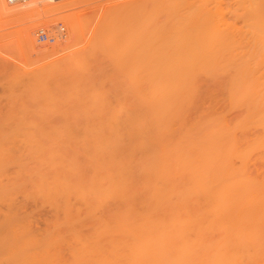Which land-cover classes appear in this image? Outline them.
Masks as SVG:
<instances>
[{
    "label": "rangeland",
    "instance_id": "rangeland-1",
    "mask_svg": "<svg viewBox=\"0 0 264 264\" xmlns=\"http://www.w3.org/2000/svg\"><path fill=\"white\" fill-rule=\"evenodd\" d=\"M58 1L64 2L67 0H58ZM100 1H102V0H81L78 4H76L74 6L67 7L66 9L52 10L49 7H44V10L41 12L42 13L41 16L38 15V16L31 17V18H24L21 20H18V19L13 20V19L4 17V15L0 16V111H1L0 112V146H1V148H0V264H20L23 262V260L25 262L24 264H38V263L41 264V262H42V264H103V263L108 264V261L106 259H104L106 257L108 258V256H105L108 254V250H107V248H108V232L107 231L103 232L102 230H105V229L108 230V217L110 214L107 212L105 213V211L109 212L108 209H110V213H111L114 210V209L112 210V208H116L117 205L115 204V202L111 196L107 197V198L112 200V201L108 200L107 198L105 199V196L108 195V193H107L108 190L105 191L104 189L105 188L108 189V183H107L108 182V179H107L108 178V176H107L108 175V172H107L108 169L107 168H108V166L115 167V165H117V163H119V162H116V160H119L122 163L126 162V164H129V166L126 165L125 163L123 164V166L124 167L128 166V168L134 164V162H135L134 159H136L135 167L139 163L142 166L143 162H141V160L145 162L144 164H146V167H147V164L149 166V164L152 162L154 164V165L151 164L152 165L151 167H153V169H154V166H157L161 162L160 166H157V167H163V168H161V169L158 168L157 170L159 172L158 171L157 172L158 173L167 172V173H165L166 175L163 173V175H165V176H162V180H161L162 183H163V180H165V178L167 177L168 171L169 170L173 171L172 169H170L171 168V166H170L171 162L170 161H172V164H173L172 167L174 169L176 168V171H178V173L174 170L173 174L172 173L171 174L172 175L177 174V175L172 176L169 173L170 174V175H168L169 179L166 178L167 181H165L164 184H161V182H160L161 185H166V183L170 181L171 184H169L170 183L169 182L166 186L174 184L175 182L172 183L173 180L176 181L177 185L182 184V186H183L186 183L185 181L187 178V176H186L187 173L186 172L183 173L180 170L181 169H182V171H183V169H185L184 171H187L186 169L190 170L191 166H193V169H194L196 167V166H194V163H196V161H197V163L200 162V164L203 161V164H201L202 166L201 167L197 166V168L201 169L204 167L205 169L204 168L203 169L205 170V172L208 173V174L205 173V175H207L205 177V178H207L206 179L207 181L205 180V183L208 181L209 182L212 181V185H214V184L216 185L219 182L220 183L226 182L225 186H227V180L233 181V179H235L233 181V183H232V181H231V183L233 184L234 188H237L236 184L238 186V183H239V182H236V181H239L238 179L235 178L237 176H238L237 178L240 177L239 178L240 181L242 179L243 180L242 182H244V183H246L247 180L250 181V183L247 181L246 186H248V183L252 187L256 183L261 184L262 182H264V151H262V150H264V138H262V137H264V133H261V130H262V132H264V128H261V126H264V115L260 114V112L264 113V104H262V101H264V99H262V98H264V86H262V85H264V84L259 85L262 83L259 81L264 80V76H262V75H264V69H262V68H264V64L259 65L260 61H262V58H264V57H262V56H264V54H258V53H260V50H262V48H264V46H262L264 44H260V40H262V38L260 39L261 36H259V38L257 39L258 35H257V33H255L256 32L255 30L251 29L252 31H250V29H248V28L253 27V26L249 25V27H248V26H243V25L238 24V23H237V25L234 26V27H238L240 25L241 28L242 27L245 28L243 30L245 33H242L243 31L242 32L237 31L241 28L235 29L234 27L233 28L232 27H226V25L223 22L224 21H230L229 19H226V18H228V16H229V18H231V15L228 13L232 9L233 5L228 7L225 4H221L227 8L222 6V10H223V8H225V12H224L221 10V6H219V9L221 10L219 12L216 9H214L215 7H217L219 5V4H217L216 0H215V4L217 6H215L214 8L212 6L214 3H211L213 0H207V1L201 0L202 2H206L205 4L207 6L209 5L208 3H210V6H208V7H206V5H204V3L196 0V1H198L197 2L198 4L202 3L201 5H203V8H201V7L199 8L196 5H194L195 8H193V9H196V7H197V10H193V9H190V10L197 11L196 13L191 11L195 14H198V13L201 14L203 12L202 9H204V8H207V9H204L206 12L205 15L207 13H209V11L212 12V10H213L216 13L212 12V14H209V15L220 14L224 18L225 14L227 13L228 16L226 14V18H224L225 20L221 19V17H219V15H218V17H219L220 21L213 18L214 22L216 20H217L216 22H219V24L215 22L214 26L217 25L218 28H220V29H223V27H225L224 29L228 28V31L230 30L229 32H232V33H234V31H235L234 34L238 35L235 37V39L240 37L243 41V40H246L244 38L247 37L246 36L248 34L247 32H250V34L251 33L253 34V35L248 34V38H247L248 41L246 40L245 41L246 44H242V46L245 47V49L243 47H241L240 43L242 41H240V43L239 42L235 43L236 45L234 44V47H232L230 45V48L233 51H235V48L237 47V44L239 43L238 49H241V50H239V51L236 50L235 52H233L228 47L230 49L229 50L230 53L228 52L227 47H222L224 49V52L227 51L226 53H223V50L220 51V47H218L219 44L217 45L216 44L217 42L214 40L212 41V40L208 39L206 41L204 40L205 42H201L202 44L205 43L204 47H208V45H213V47H210V49H208V48L207 49L208 50L212 49V52H214L213 51V49H214L216 51V54L219 57L221 56V58L223 56H226V55H228V56H226V58L228 57L227 59H229V56L234 57V59H236L235 61L237 62V64L234 63L233 65L236 64L235 66H238L239 69L242 66V68L248 70V72L244 71V69H240V71H239V69L236 67L238 69L236 71V73L239 72V75H240L239 80H241V81L244 80V81L241 82V81L237 80L239 75L234 74L235 70H236L235 68L232 69V67H234V66L230 67V69H232V71L228 67H227V71H226V69H225L226 66H225V68H223L224 66H222V68L225 71L222 70V68H219V67H221L220 65H222V64L227 65V64H226V62L222 63L221 62L222 59H220V62H218L219 59L216 62V59L218 58V56L215 55L217 58H215V61H212V63L210 62L212 65H210V63H207L210 67L213 66V69L210 68L207 64L206 65H207L208 70L204 69L203 66H201L202 69L195 70V71H193V73L191 75H189L190 78L188 77L187 81L190 80L189 81L190 85L187 84L188 82H186V84L184 85L185 87L184 86L181 87L184 89L178 90L179 88H177L176 91L171 92V94L169 95L171 97H172V94L176 92V95H174L175 97L173 96L174 101L172 100V98L170 100L171 102L168 101L169 96L165 97L163 95L162 91L159 92L158 97H160V95L162 94L161 96H163V98L162 97L161 98L164 100H162L161 98H158V100L161 99L160 102L162 103V105H160L159 103L157 105H159L161 108H163V106H164L163 102L168 101L169 105L166 102H165V105L167 104L169 107L168 106H166V107L164 106V107H165V109L166 108L167 109L170 108V109H169V111H166L167 109L166 110L160 109L161 112H162V110H164V112L166 111L164 116L162 115V113H164V112L160 113L158 111V113L160 114V116L164 117V120L167 121V123H170V124H167L164 120L159 119L161 117H158L159 114L156 113L157 110L155 109V113H156L155 116H157V119H159V121L161 122L162 125L160 123H158V120L156 121V117H155V118H153V119H155V121H153L154 126L161 125L162 127L160 129H158L159 127H157L156 129H153L155 127L152 126L151 122L148 121V120L151 121L152 117H151V119H149V117H150L149 112H147V110H144L146 112L142 111L140 116L138 117V121L134 122L135 124H133V125H136V126L142 125L145 128H147V126L149 125V127H148L149 129H146L147 131L144 129L145 131L141 130L140 133L138 132V135L137 134H134L135 136L134 135H130V136L128 135L129 137H127V136L123 137L122 135H113L111 133L113 135L111 137L110 136L111 134L108 133V135H106V129L101 127L102 124L106 125L108 123L107 118H108V115H110V114H108V112H112L113 114H111V115H113V116L116 112L117 117L120 115L119 113H121V112L125 113L124 112L125 109H123L122 111L120 109V102L122 103L123 106L126 104L125 107H127V108H130V105H132L131 108L134 107V105L136 103L137 104L139 103V105H140L141 101H143L142 105L144 106L143 103H144V98L146 97V95L144 94L145 92L141 91V90H143V88L136 85V81H134L135 79L134 80L132 79V78H134V76H133L134 74L128 75L126 73V72H128L130 74L133 72L127 71V70H125L126 71L125 72L124 70L117 69L115 66V59H114V62L112 61L113 62L112 67L114 65V68H111V65L109 64L111 61L109 59H107L106 56H104V57L102 56L103 58H101V54H98L100 51H97V49H95V48H98L100 46V44H102V40L105 37L103 39H100L101 41L99 40V42H98L99 44L98 45L96 44L98 47H96V45H95V47L93 48V51H92V52H94V51L97 52V53L95 52L93 54H94V56L99 58V60L102 59L101 60L102 64H100V61L98 59L96 61V57H93V59H95L94 61L90 57L93 55V54L90 55L91 54L90 51L93 47L92 45H90V44H92L90 40H91L92 32H93L94 27H95V23H96L97 18L100 14L99 13L101 10V7L99 6V3H101ZM196 1H194V2H196ZM1 2L3 5H6V6L8 5L4 2V0H1ZM22 3L24 4L25 2H19V4H14V5H18L21 8L23 6ZM179 5L180 4H177V3H174L173 5L172 4H170V5L165 4V6H160L159 8L155 9V11H153V13L155 16H156V14L158 15V17L162 16L160 18V20H162L166 17L167 14H170L173 12L172 9L180 10L178 8ZM181 6H182L181 9L183 7H186L185 5H181ZM187 6L189 7V5H187ZM236 6H238V5H236ZM211 7H212V9H211ZM239 7L238 8L236 7L237 8L236 11H235V8L233 9L234 13H237V10H240L241 8L243 9V7H240V9H239ZM160 8H162V9H160ZM198 8H199V10H198ZM208 9H209V11H208ZM162 10H164V12H163L164 15H162L163 14ZM201 10H202V12H201ZM198 11H200V12H198ZM233 11L231 10V12H233ZM243 11H245V9L242 10V12L239 11L238 13L242 14V13H244ZM222 12H224V13H222ZM203 13H202V15H203ZM215 15L213 17H215ZM89 17L91 20L89 19ZM218 17L216 16V18H218ZM77 19H79L78 25H76ZM25 25L33 26L32 27V29H33L32 36L34 38V44L36 46V49H46V48L51 49L56 44H58V43L61 44L62 42L66 41V40H70L72 42V36L70 39H68V36H69V34H72L73 32L75 33L76 29H77V34L74 38V41L75 40L76 41L72 42V43H74L73 44L74 46L71 44L72 47L69 49L70 51L68 50V52L66 51V53H64V54L61 52L62 54L60 57L63 58L65 55L67 56L68 53L70 54L71 52H74V51L83 52L82 56H84L85 52H86V55L83 58H87V59L86 60L83 59L84 60L83 62L86 63V70H87L86 72L89 75L84 70H83L84 73H82V71H81V73L78 74V72L82 69L77 64L78 68H79V70H77L78 69L77 65L74 62H71L73 64H69L70 62L66 63V64H63V63L59 64L57 62L53 63L54 59H44V58L42 59L40 57H39L40 58L39 59L33 51L25 48L23 46L21 40H20V32H21V29L23 28V26H25ZM56 26L58 27L57 30H56ZM220 26H222V27H220ZM60 27H64L63 28L64 31L60 32L59 31ZM125 27H126V29H125ZM254 27H256L259 30V27H261V26L257 27V25H255ZM254 27H253V29H254ZM37 28L38 29H40V28L44 29L45 31L48 30L49 33L51 31L52 35H56L59 33H61L63 35H62V37H58L59 39L56 38L55 41L52 42V44H50V43L48 44L46 42H38L36 39V31L38 30ZM122 29H125V30L122 31ZM130 30H131L130 26L125 25L123 28L119 29L117 33H115L116 35H118L117 38H116V36L112 37L115 34L113 35L112 33H110V34H112L111 37L109 36L110 34L108 35V39H110L109 42H111L113 40L114 42L112 41V43L115 44L114 47H117L116 52H118V50H120V48H121L119 53L121 51L123 53L125 50H128L127 47H130V45H131V40H130L131 38L130 37L131 36H130V34H127L130 32ZM246 30H247V32H246ZM48 31H46V32L48 33ZM52 31H53V33H52ZM120 31H122V32L120 33ZM259 31L260 32L264 31V26H262V30H259ZM118 33H120V36ZM241 33L244 35L243 37H242ZM258 34L261 35L262 33L261 34L258 33ZM163 35H165V34L161 33V35H159V41H160L159 47H161V48L163 46H168L165 43V41L167 40L166 38H164L165 36L162 38ZM249 35L251 36V38ZM121 36L123 38L125 36V38L123 39ZM254 36L256 37V38H254L255 41L258 42V40L260 39L259 43H257L258 45L252 39V37H254ZM240 38H239V40H241ZM119 39H121L122 41L121 40L118 41ZM125 39H126V41H125ZM251 39H252V41H251ZM115 40L117 42H115ZM239 40L238 39L234 40V38H233L234 42L239 41ZM249 40H250V42H249ZM123 41L126 42V44ZM220 41H218V42H220ZM119 42H120V44H118ZM228 42H229V40H228ZM228 42H226V43H228ZM251 42H253V43H251ZM261 42L264 43V40H262ZM230 43L233 44L232 41H230ZM243 43H244V41H243ZM88 44H89V47H91V48H88ZM116 44H118V45H116ZM220 44L225 45V42L220 43ZM249 44L250 45L254 44L251 46L252 48L250 47L251 49L249 48V46H250ZM222 45H220V46H222ZM226 45L228 46L229 43ZM125 46H127V47H125ZM123 48H127V49L123 50ZM248 48L250 50H253L258 55V58L256 61L251 62L252 57L256 56V54L252 51V54L253 55L255 54L253 56L251 54V51L250 50L248 51ZM254 48L256 50L258 48H261V49L260 50L258 49L259 51H257L258 52L257 53ZM243 49L246 51H243ZM237 51L239 53H240V51H243V54L239 55V56H242L241 59L243 57H245V55H244L245 53H248V52L250 53V56L248 53L246 55V58L242 59V60H244V59L248 60L249 57L251 58V59L249 58L250 60H248L246 62V65L248 64L247 66L246 65L243 66V64H242L245 60L242 61V63H241V61H240L241 59L237 56L239 54ZM27 52H29L30 54H28ZM116 52L114 53V56H115ZM231 52H233V54ZM119 53H117L116 55L117 56L120 55ZM234 53H237V55ZM261 53H264V52H261ZM88 54L90 56H88ZM229 54H231V55H229ZM234 55H236V57ZM213 56H214V53H213ZM247 56H248V58H247ZM88 57H90L91 59H89ZM255 58L256 57H254L253 59L255 60ZM88 59H89V61H88ZM227 59H225V61ZM230 59H232V58H230ZM108 60H109V62H108ZM91 61H92V63H90V65L87 66V64H89V62H91ZM95 61L99 62V63H96ZM235 61L234 60L230 61V62L227 61V63H229L228 66H230L231 63H233ZM257 61H259V62H257ZM223 62H224V59H223ZM214 63H215V66H214ZM252 63H254V64H252ZM261 63H264V61H262ZM91 64H93V65L97 64V65L101 66L100 68H98L101 70L96 69L97 66H96V68H95V66L92 67ZM83 65H85V64H83ZM249 65H251V66H249ZM65 66L67 67V69ZM248 66L253 71L250 68L249 69L246 68ZM253 66L255 68H252ZM215 67L217 68V70ZM75 68H76V70H74ZM93 68H94V70H91ZM90 70H91V72L92 71L94 72V74L92 73V75H93L92 80H90L91 79L90 77H92L90 74L91 72H89ZM113 70H116L117 72H114ZM250 70L253 73H251ZM118 71H119V74H118ZM122 71H124L125 73H123ZM259 71H261V72H259ZM72 72H73V74H76L75 76H78V77L74 79L73 78L74 75L72 74ZM223 72H225V73H223ZM231 72H233V73H231ZM96 73H98V74L96 75ZM109 73L113 76V77H111L112 79L109 78L110 77ZM121 73H123V74H121ZM254 73L258 76L257 78H255L256 76ZM83 74L84 75L86 74V75L84 76ZM126 74H127V76L125 77ZM195 74L198 76H195ZM69 75H70V77H68ZM80 75L82 77L84 76L86 78V81H84L85 80V79H83L84 77L80 78L81 77ZM108 75H109V77H108ZM210 75H213V76H210ZM243 75H245V78L241 79L242 77H244ZM247 75H252V77L254 75L255 77H254V79L252 78V80H251L250 79L251 76H250V78H248ZM88 76H90V77H88ZM129 76H131V78ZM191 76H192V78H191ZM78 78L83 80V81L81 82V80H79ZM231 78H233V79H231ZM76 79H78L79 82ZM87 79L89 81H87ZM129 79H131L130 81L132 83L129 81ZM109 80H111V81H109ZM230 80H232V81H230ZM247 80L250 82H252L254 80L253 83L258 84L259 86L255 85L253 83L250 84V82H246ZM256 80H258L257 83L255 82ZM72 81H73V83H72ZM133 81L135 82V84H133L134 83ZM233 81H235V82H233ZM124 82H125V84H123ZM245 82L247 84L249 83L246 87L252 86L249 89L247 88L246 94H245V91H246L245 86H243V85H246ZM239 83H241L240 86H239ZM232 84H234V85H232ZM120 85H122L123 87ZM188 85L190 87H188ZM235 85H237L240 88L236 89L237 87ZM116 86H118V88H116ZM134 86H137L136 87L137 89L136 88L134 89L133 88ZM191 87H193L194 90H192ZM231 87H232L233 91H235V92L232 91L233 94H232V92H230ZM258 87L260 89H258ZM242 88L245 91H243ZM253 88H256V91ZM186 89H188V90H186ZM122 90H124V91H122ZM181 90H183L184 92ZM189 90H191V91H189ZM241 90L243 92H240ZM248 90L252 91V92L254 91V92L249 93ZM141 92H142V95H141ZM256 92H259V93L257 94ZM241 93H242V95L238 96V94H241ZM247 93H248V95L249 94H251V95H249V97H248ZM179 94H181V95H179ZM182 94H184V95H182ZM229 94H230V96H229ZM243 94H244V96L246 95V97H244L243 100L241 101L242 103H240V99H242ZM259 94H260V96L262 95V98L259 96ZM116 96H118V98ZM184 96H186V97H184ZM255 96L259 97L258 104L259 105L262 104V105H260V106L258 104L256 105L258 97L256 98ZM182 97H183V99H180ZM237 97H239V100H236V99H238ZM124 98H126V99H124ZM165 98L167 100H165ZM231 99H233V100H231ZM253 99L255 100L254 104L256 106H254V107L256 109L254 107H252V105H253L252 101H254ZM184 100H186L187 102ZM189 100H190V102H189ZM244 100L248 102L247 103L248 105H245L246 102ZM248 100L251 102L252 105L249 103ZM178 101H179V103H178ZM236 101H238V102H236ZM102 102H103V104L105 103V105H106L103 107L104 108L103 113H101V111L103 109L102 108V106H103ZM108 103L112 107V108H110V111H108V109H107V107L109 105ZM129 103H131V104H129ZM175 103H177L178 105ZM233 103L234 104L237 103V104L234 105ZM243 103H244V105H242ZM127 105H129V106H127ZM173 105H175V106H173ZM114 106H115V108H114ZM159 106H157V107L160 108ZM144 107H142V108H144ZM7 108H8V110H9V108L11 109V113H9L6 110ZM105 108H106V110H105ZM113 108L115 111L113 110ZM178 108H179V110H177ZM111 109L114 112L111 111ZM119 109L121 112L119 111ZM4 110H5V112H4ZM257 110H260V111L258 112ZM6 112H7V114L9 113L10 115H6ZM104 112H106L108 114V115H104L105 117L103 116V114H105ZM169 112H171L170 115L172 117H170V115H169V118H168L167 115L169 114ZM174 112H176V113H174ZM146 113H147V115H146ZM97 114H98V118L95 117V115H97ZM122 115H124V114H122ZM122 115H120V116H122ZM99 116H101V117L99 118ZM102 116L106 119H103ZM245 116H246V118H245ZM249 117H251V118H249ZM96 118H97V120H96ZM145 118H147L148 120H146ZM258 118H259V120H258ZM99 119H102L104 121L107 120V121L105 123ZM98 120L100 121V123H98ZM241 120H244L245 122H242ZM240 121H241V123H240ZM140 122H142V123H140ZM259 122H261L262 124L258 125ZM223 123H225V124H223ZM234 123H235V125H234ZM254 123H255V125L257 124V127L255 125L253 126ZM163 124H165V125H163ZM226 124H228L229 126ZM199 125L201 126V128ZM220 125L223 128L226 127V129H223V128H222L223 130L219 129V128H221ZM232 126H234V128L236 127L235 128L236 130H234L232 128ZM251 127H253V128H251ZM254 127H256L255 132H254ZM208 128H209V130H208ZM214 128H216V129H214ZM231 129H233L234 131L233 130L230 131ZM240 129L243 130L244 133H240V132H242ZM148 130H151L150 131L151 134L149 133ZM156 130H158V131H156ZM167 130H168V132H167ZM211 130H212V134H211ZM213 130H214V132H213ZM247 130H248V132H247ZM152 131H156V132H152ZM196 131H198V132H196ZM204 131H206V133H204ZM218 131H220V132H218ZM169 132H171V133H169ZM221 132L222 133L224 132L226 135L225 134L222 135ZM146 133H147V135H146ZM153 133H156V135L159 134L157 137H158V139L161 138L162 140L161 139H160V141L157 140V142L155 143V140H156L155 138H157V137ZM167 133L170 136H167ZM148 134H150L151 136H148ZM162 134H165V135H162ZM182 134H184V135H182ZM153 135H155V136L152 137ZM186 135H188V136H186ZM199 135H201L202 137ZM215 135H216V137H215ZM234 135L238 136V139H237V137H234ZM115 136H117V137H115ZM140 136H141V138H140ZM142 136H144L146 138L148 137V139H149V137H152L155 140H152V139L148 140L147 139V143H146L145 138ZM162 136L165 138H163ZM208 136H210V138L215 137L216 141L213 140L214 138L211 139L212 140L211 141ZM254 136L257 138H253ZM110 137H111V139H110ZM126 137H127V139H126ZM203 137L204 138L207 137V138H205L207 140H205ZM113 138H115V140H117V141L114 140V141L110 142L111 140H113ZM122 138H124V139H122ZM129 138H131V139H129ZM135 138L137 139V141H135ZM176 138L178 140L181 138L182 139L184 138L185 141L182 139H181V141H175V140H177ZM200 138H201V140H200ZM139 139L141 140V142H143V144L139 143ZM193 139H195V140L193 141ZM203 139H204V142H203ZM224 139L226 140V142ZM235 139L238 140L237 144H236ZM258 139L259 140L262 139V141H260L257 144V142L259 141ZM124 140L125 141L127 140V141L124 142ZM133 140L135 141L134 144L132 143ZM168 140H170V143L168 142ZM209 140L211 142H209ZM148 141H151L152 143L151 142L149 143ZM207 141H208V143H206ZM108 142H110V143H108ZM116 142H118V143H116ZM175 142H178L177 145H181V143L183 145L178 146V148H176L177 145L174 144ZM184 142H185V144H184ZM187 142L188 143L190 142V143L186 144ZM114 143H116V145ZM136 143H139V144L136 145ZM171 143H172L171 149L176 148L175 150H171L169 148ZM216 143H217V145H216ZM220 143L223 145V148H222V145L220 146ZM229 143H233L232 148H231V144H229ZM251 143H253V144H251ZM119 144L120 145L124 144L122 146H125V148L127 145L128 146L133 145V148L131 146V148H132L131 150L138 149L139 153H135L136 155H134V152H136V151H134L131 154L130 152H132V151L127 150V148H128V146H127L126 149L122 148L125 150H123V154L121 155L120 153H117L118 151L122 152L121 151L122 149L118 148V146H120ZM140 144H142V145H140ZM190 144H193V146ZM195 144H196V146H197V144L199 145L197 149H195L196 148ZM205 144H208V148H206ZM161 145H162V148L164 150H162ZM187 145L191 146V148H186ZM209 145H213V146H210V148H209ZM238 145L241 146V148H242V149L240 148L241 150L239 148H237ZM2 146H4V148H2ZM96 146H98V150L95 149ZM100 146H101L102 150L100 149ZM142 146H143V148H142ZM149 146H151V147H149ZM194 146H195V148H194ZM201 146H202V148H201ZM217 146L219 149L217 148ZM225 146H226V148H225ZM248 146H249V148H248ZM252 146H254V148H252ZM104 148H106V149H104ZM115 148H117L116 154H119V155H116L117 159L115 157H111V156H115V153L114 152L112 153V150H116ZM129 148H130V146H129ZM203 148H205V150H204L205 153L203 152V150L201 151V149H203ZM212 148L214 151L213 150L211 151ZM227 148H230V150L231 149L232 150L231 151L227 150ZM247 148L250 150H247ZM260 148H262V149H260ZM3 149L6 150L7 152L3 151ZM183 149H185V150H183ZM186 149L189 153L184 154L183 152H186ZM189 149H191L192 151ZM220 149H221V151H220ZM10 150L13 152H11ZM142 150H143V152H141ZM168 150H170V152H171L170 153L171 157L170 156L168 157L169 154H167V153H169V152H166ZM252 150H254V151H252ZM9 151L11 153H9ZM105 151H106V153H105ZM107 151H108V153H107ZM172 151H174V152H172ZM219 151H220V155L216 156V153H219ZM225 151H227L229 153H227ZM100 152H102L104 155L106 154L107 157L104 156ZM110 152H111V154H109ZM124 152L126 154H124ZM150 152L152 154H150ZM163 152H165V154ZM234 152L235 153L240 152V154L243 153V156H241V155L237 156L236 155V158H235V156H233ZM127 153H130L131 155L127 154ZM158 153L160 154V157H159ZM172 153L173 154L175 153V154L172 155ZM203 153L204 154L207 153V154L204 155ZM183 154L186 156H183ZM188 154H190V155H188ZM3 155H5L6 157ZM7 155H8V157H7ZM124 155H125V157H124ZM128 155H130V156L134 155V156L130 157ZM148 155L150 157H151V155L155 156V157H151V159L152 158L154 159L157 156L158 159L160 158V160H159L160 162L155 163L158 161V159H157L155 162L151 161L150 163H148V161L150 160ZM163 155H165V157H162ZM177 155H179L180 157L178 156V158H177ZM212 155H213V157H211ZM244 155H246V156H244ZM118 156H120V157H118ZM136 156H138V158H135ZM139 156H143L144 158H145V156L146 157L148 156L147 157L148 161H147V158L145 160L143 157L139 158ZM173 156L175 157V159H178V160L177 161L174 160ZM181 156H183L185 158L187 157L186 159H190V157H191L192 160L190 159V161H188V160L186 161ZM203 156H206V157L208 156L207 159H209V160H207V161H210L211 158H215V159H213V161L211 159L212 162H207V161L203 160V159H205ZM221 156H223V157H221ZM240 156H241V159L243 158L242 161L239 159ZM104 157H106V159ZM121 157L124 159H122ZM167 157L170 161L168 159L166 160ZM193 157H195V159H193ZM108 158H109V160H108ZM112 158L114 160H110ZM132 158H134L133 164L130 162V161H132ZM170 158H172V160ZM197 158H198V160H199V158H202V159L198 161ZM222 158H224V159H222ZM137 159L138 160L141 159V160L138 161ZM216 159H218V160L216 161ZM221 159H222V161H221ZM162 160H164L165 164H164V162H162ZM179 160H180V163H178ZM223 160H226V161H224L225 165L222 163ZM111 161H113V162H111ZM191 161H193V163ZM129 162L132 165H130ZM167 162H168V166L166 164ZM175 162H177V163H175ZM204 162L207 163L208 166ZM217 162H219V163H217ZM185 163H187L186 167H184ZM189 163L192 165H190ZM215 163H216V165H214ZM113 164H114V166H112ZM144 164H143V166H144ZM161 164H162V166H161ZM200 164H198V165H200ZM221 164H222V168L218 169L217 167H220ZM205 165L207 167V171H206ZM230 165H232V166H230ZM239 165H241V166H239ZM164 166H166V167H164ZM209 166H210V168H208ZM227 166L232 167V168L229 169ZM135 167L133 166L130 168L135 169ZM157 167H155V170ZM223 167L225 169H223ZM237 167H239V168H237ZM99 168H103L106 172L103 171V169H102L103 173L101 172V170L97 171V170H99ZM212 168L214 170H218V171L222 172V174H220V172H218V171L214 172ZM234 168L237 169L238 172H240V173H237V170H235ZM162 169H165V170H162ZM100 172H101V174H100ZM179 172L181 174H184L183 177ZM187 172L189 174L190 171H187ZM105 173H106V175H105ZM211 173L213 176L214 175L215 176L212 177ZM98 174H100V175H98ZM102 174H103V177H102ZM243 174H246V175L249 174V175L246 176ZM260 174L262 176H259ZM53 175H55V178ZM92 175H94V176L97 175L99 179L97 177H95V179L93 180ZM138 176L140 177V175H138ZM138 176H137V178H139ZM225 176H229V177H225ZM72 177H73V179H71ZM246 177H248V178H246ZM257 177H258V179H257ZM52 178H54L55 182L52 181L53 180ZM65 178H66V180L64 181ZM75 178H76V180H75ZM104 178H105V180H104ZM157 178H158L157 176L155 178V176L152 175L150 179H151V181H153V180L157 181ZM230 178H233V179H230ZM260 178H262V179H260ZM61 179H63L62 183L60 182ZM106 179H107V182H106ZM133 179L135 181H137L135 176ZM249 179H251V180L253 179L252 182ZM92 180L94 181V184H93ZM99 180H100L101 185L103 184L102 186L104 189L101 187L100 183L98 182ZM222 180H224V181H222ZM102 181L104 183L106 182L107 187L104 185V183ZM178 181H180V182H178ZM182 181L185 183H183ZM229 181H228V183L230 184ZM72 182H74V183H72ZM234 182H236L235 185H234ZM253 182H255V183L252 185L251 183H253ZM96 183H97V185H96ZM221 184L224 185L223 183H221ZM262 184H264V183H262ZM65 185H67V186H65ZM174 185H176V184H174ZM208 185H211V183H208ZM182 186H177V188L178 187L181 188ZM242 186H244V185H242ZM47 187H48V189H47ZM251 187H249V188H251ZM95 188H97V189H95ZM249 188L248 187H244V188L241 187L240 188V186H238V189H249ZM101 191H102V193H101ZM235 191H237V189L234 190V192ZM238 192H239V194L236 192L234 194H236V195L238 194V196L242 195V197H244V198H248L251 196L250 194L248 196L247 190H243L242 193H241V191L238 190ZM244 192H245V195H244ZM232 194H233V192H231L229 195H232ZM246 195H247V197H246ZM90 197H92V198H90ZM89 202H91V203H89ZM108 202H109V204H107ZM108 207H110V208H108ZM86 211H88L90 213V215ZM69 214H70V216H69ZM4 215H7V217L6 216L4 217ZM65 218H67V219H65ZM70 218H72V220ZM104 225L107 227H105ZM73 228H74V230H73ZM100 228H101V230H100ZM63 229H65V230H63ZM67 232L70 234L68 235ZM96 232H98V233H96ZM72 233H74V234L77 233V235L81 238L77 239L76 238L77 235L74 236V235H72ZM95 234H97V235H95ZM70 235H72V236H70ZM80 235H82V236H80ZM94 237H95L96 241L93 240ZM45 240H47L48 242H46ZM97 240H98L100 245L98 244ZM79 241L85 246H83ZM85 241H87L89 243L87 244ZM44 242H46V244ZM84 243H86V244H84ZM95 243H97V244H95ZM104 243H106V244H104ZM33 244H34V246H33ZM94 245L97 247V248H95L96 251L94 249V247H95ZM98 246H101L100 248H102V249H99ZM103 246H106L107 248L103 247ZM45 247H48V248H45ZM98 249L100 250L99 252H97ZM94 251L96 252V256H94L95 255ZM103 251H104V253H103ZM105 252L107 254H105ZM99 253L103 257L99 256L98 255ZM31 255H34L36 257L33 258ZM29 257H32V258L29 259ZM38 257L40 259L39 261L37 259ZM40 257H42V258H40ZM33 259H35V260L37 259V260L35 261ZM97 259H99V261ZM94 260H97V261H94Z\"/></svg>",
    "mask_w": 264,
    "mask_h": 264
},
{
    "label": "bare ground",
    "instance_id": "bare-ground-1",
    "mask_svg": "<svg viewBox=\"0 0 264 264\" xmlns=\"http://www.w3.org/2000/svg\"><path fill=\"white\" fill-rule=\"evenodd\" d=\"M80 1L81 0H67V1H64V2H60L58 0H24L25 3L24 4L22 3L23 6L20 8L18 5H14V4L13 5H9L8 4L7 6L3 5L1 0H0V16L4 15V17H7V18H10V19H13V20H17V19L21 20V19H24V18H31V17L38 16V15L41 16L42 15L41 12L44 10V7H49L52 10H55V9H66L67 7L74 6V5L78 4ZM194 1H196V0H102V1H100L101 2V3H99V6L101 7V10L99 12L100 14H99V16L97 18V21L95 23V27H94V30L92 32L91 40H90L91 43H92L90 45L93 46L91 51H90L91 52L90 55H92L93 53L96 52V51L92 52L93 48L95 47L96 44L97 45L99 44L98 42H99L100 39H103L105 37L102 40V44H100L99 47L96 45V47H98V48H95V49H97V51H100L98 54H101V58L106 56L107 59H109L111 61L109 63L111 65V68H114V65L112 67V63L114 62V59H115V66H116L117 69H121V70H124V71L127 70V71L133 72V73L129 74L128 72L125 71L128 75L134 74L133 75L134 78H132V79L133 80L135 79L134 81H136V85H138L141 88H143V90H141V91L145 92L144 94L146 95V97L144 98V103H143L145 107L142 105L143 101L140 102L141 103L140 105H139V103L138 104L136 103L135 105L133 104L134 107H132V108H131L132 105H130L131 109L125 107L126 104L123 106L122 103L120 102V109H121V111L123 109H125V111H124L125 113L121 112L120 109H119V111L122 114H124V115H122L121 113H119L120 115H122V116L119 115L120 116V117L118 116L119 118L116 116V112H115L114 116L111 115V114H113L112 112H108V114H110L111 116L108 115L106 112H104L105 114H103V116L104 115H108V118H107L108 123L106 125L102 124V126L101 125L100 126L106 129V135H108V133H110V134L112 133L113 135H122L123 137L124 136L129 137L130 135H134V134L138 135V132L140 133L141 130L145 131L146 129H149L148 128L149 125L148 126L146 125L147 128H145L142 125H140V126L133 125V124H135L134 122L138 121V117L140 116L141 112L142 111L146 112L144 110H147V112H149V114H150L149 115L150 116L149 119H151V117H152L151 121L148 120L147 118H145L146 120L151 122L152 126H154L153 121H155V119H153V118H155V117H156V121L158 120V123L161 124L159 119L164 120V117L160 116L158 111L160 113L164 112V110L167 109V108L165 109V107L169 105L168 101H170L171 98L174 101L173 96L176 95V92L172 94V97L169 96L171 94V92L176 91L177 88H179L178 90L184 89V88H181V87H183L186 84V82H188L187 84H189L190 80L187 81V79H188V77L190 78L189 75H191L193 73V71L202 69L201 66H203L204 69L208 70V68H207L208 64L207 63H210V62L212 63V61H215V58H217L215 56L217 54H216V51L214 49H213L214 52H212V49L208 50V49H210V47H213V45H208V47H204L205 43L202 44L201 42H205L208 39H210L212 41L214 40V41L217 42L216 43L217 45L219 44L218 47H220V51L223 50V53H226L227 51L224 52V49L222 47H227V48L229 47L230 48V45L232 47H234L235 43H237V42L240 43V41H242V39L240 37H238L237 39L239 40V38H240L241 40L235 41V42L233 41V38H234V40H237V39H235V37L238 36L237 34H234L235 31H234V33H232V32H229L230 30L228 31V28H226L227 29L226 30V29H224L225 27H223V29H220V28H218L217 25L214 26L215 22L217 20H219V17H221V19L225 20L224 18H226V14L227 13L225 14V17L223 18L222 15H220V14H218L219 17H218V15H215L214 13H216V12H214L212 10V12H214L213 14L215 15V17H213L214 15H209V14H212V12L209 11L210 8L208 9L209 13H207L206 15H205L206 12H205L204 9H207V8H204V9H202L204 13L201 10L203 15H202V13L201 14H199V13L195 14L197 11H193V10H197V7L203 8V5H201V4L204 3V5H206L205 4L206 2H202L201 0H198V1L202 2V3L199 2L200 4H198L197 3L198 1H196V2H194ZM205 1H207V0H205ZM216 1H217V4H219L218 6L215 4V0H213L212 2L210 1V2L214 3L212 5L213 8L215 6H217L214 9H216L219 12L222 10V6L223 5H221V4H225L228 7L233 5L232 9H231L232 11H233L234 8H235V11H236V9L239 6L243 7V9L242 8L240 9V7H239L240 10H237V13L239 11L242 12V10L245 9V11H243L244 13H242V14H239V13L237 14V13H234V11L231 12V10H230L228 14L231 15V18H229L228 14H227L228 18H226V19H229L230 21H224L223 22L226 25V27H232L233 28L238 23V24H241L243 26H248V27H249V25H252L253 27L255 25H257V27L261 26V27H259V30H262V26H264V0H216ZM174 3L180 4L178 6V8L180 10L172 9L173 12L170 13V14H167L166 17L165 18L163 17L164 19H162V20H160V18L162 16L158 17V15L156 13H155L156 16L154 15L153 11H155V9L159 8L160 6H165V4H167V5L172 4L173 5ZM17 4H19V3H17ZM208 4H209L208 6H210V3H208ZM181 5H185L186 7H183L181 9V7H182ZM187 5H189L190 8ZM194 5L197 6L196 9H193V8H195ZM236 5H238V6H236ZM208 6L206 5V7H208ZM219 6H221V10L219 9ZM223 7H225V6H223ZM199 8H198V10H199ZM225 8H227V7H225ZM225 8H223L222 11L225 12ZM160 9H162V8H160ZM190 9H193V10H190ZM211 9H212V7H211ZM191 11H193L195 13H193ZM163 12H164V10H162V13ZM198 12H200V11H198ZM224 12H222V13H224ZM162 15H164V13ZM216 16L218 18H216ZM213 18H215L217 20L214 22ZM89 19H90V17H89ZM78 21H79V19H77V24L76 25H78ZM216 23L219 24V22H216ZM31 25L23 26V28L21 29V32H20V40H21V42H22V44H23V46L25 48L33 51L37 55L38 58L40 57L42 59L43 58L44 59H54L53 63L57 62L59 64L60 63L61 64L62 63L66 64V63L70 62L69 64H73L71 62H74L76 65L78 64L79 67L82 69V70H80L78 72V74L81 73V71H82V73H84L83 70L85 72L87 71L86 70V63L83 62L84 60L87 59V58H83L86 55V52H85L84 56H82L83 52L74 51V52H71L70 54L68 53V55L67 56L65 55L63 58L60 57L62 53L64 54V53H66V51L68 52V50L74 44L72 42L74 41V38H75V36L77 34V29H76L75 33L74 32L72 33L73 35L69 34V36H68V39H70L71 36H72V42L70 40H66L64 42L61 41L62 42V43L60 42L61 44L58 43L55 46H53L51 49H49V48L36 49V46L34 44V38L32 36V31H33L32 27L33 26H31ZM125 25L130 26V29H131L130 32L127 33V34H130V36H131L130 37L131 38L130 39L131 40V45L129 44L130 47L125 46V47L128 48V50H125L127 48H123V50H125L124 51L125 53L123 52L124 53L123 54L122 51L119 53L121 48H120V50H118V52H116V50H117L116 48L117 47H114L115 44L112 43L113 40L111 42H109L110 39H108V35L110 33H112L114 35L115 33L118 32L119 29L123 28ZM220 27H222V26H220ZM253 27H250L248 29H250V31L255 30L256 31L255 33H257V35H258V36L256 35L257 39L259 38V36H261L260 39L262 38V40H264V31L260 32L256 27H254V29H253ZM57 28L58 27L56 26V30H57ZM234 28L238 29V28H241V27L239 25L238 27H234ZM125 29H126V27H125ZM125 29H122V31L125 30ZM241 29H239L237 31H241L242 32L245 28H243L242 30ZM247 30H246V32H247ZM46 31H48V30H46ZM122 31H120V33ZM48 33H49V31H48ZM52 33H53V31H52ZM120 33H118L119 36H120ZM161 33L165 34V35L162 36V38L165 36L164 38L167 39L165 41V43L168 45V46H163L162 48L159 47V42H160L159 41V35H161ZM242 33H245V32L243 31ZM242 33H241V35L243 37L244 35ZM247 33L250 34V32H247ZM258 33H260V34L262 33V34L259 35ZM49 34H51V31H50ZM112 34H110L109 36L111 37ZM248 34L247 35L245 34L247 37L244 38L247 41H248V39H247L248 38ZM250 35H253V34L251 33ZM115 36H116V38L118 37V35H116V34L114 36H112V37H115ZM60 37H62V36H60ZM124 38H125V36H124ZM250 38H251V36H250ZM254 38H256V37L255 36L252 37L254 42H256V44L259 43L260 39L257 42V41H255ZM121 39H119L118 41H120ZM252 39H251V41H252ZM228 40H229V42H228ZM246 40H243L244 43H243V41L240 43L241 47H243L242 44H246V42H245ZM262 40H260V44H264V43L261 42ZM125 41H126V39H125ZM218 41H220V42H218ZM222 41L225 42V45L228 44V43H229V45L225 46V45L220 44V43H223ZM230 41H232V43L233 42L234 43L231 44ZM115 42H117V41L115 40ZM226 42H228V43H226ZM249 42H250V40H249ZM124 43L126 44V42H124ZM251 43H253V42H251ZM50 44H52V43H50ZM118 44H120V42ZM118 44H116V45H118ZM238 44H237V47H236L237 49L235 48V51L236 50H238V51L241 50V49H238L239 48ZM220 45H222V46H220ZM252 45H254V44H252ZM252 45H250L249 48ZM262 46H264V45H262ZM88 48H91V47H89V44H88ZM229 48L227 49L228 52L231 49V48L230 49ZM243 48L245 49V47H243ZM249 48H248V51L252 47L250 49ZM261 48H258V49L260 50ZM244 49H243V51H246ZM258 49L257 50L255 49V51L256 52L259 51ZM235 51H233V52H235ZM243 51H240L241 54L239 52H238L239 53L238 55H237V53H234V54H236L241 59L242 56H239V55H242ZM250 51H251V54H252L253 50H250ZM115 52H116V54L119 53L121 56L120 55L117 56L116 54L114 56ZM233 52H231V53L233 54ZM261 52H264V48H262V50H260V53H258V52L257 53L258 54H264V53H261ZM27 53L30 54L29 52H27ZM213 53H214V56H213ZM248 53H245L244 54L245 57H243V58H246V55ZM90 55L88 54V56H90ZM229 55H231V54H229ZM236 55H234V56L236 57ZM226 56H228V55H226ZM226 56H223L224 58L223 57L221 58V56L220 57L218 56V58L216 59V62H217L218 59H219L218 62H220V59H222L221 62L222 63L226 62V64H227V65L222 64V65H220L221 67H219V68H222V66H224L223 68H225V66H226L225 69L227 71V67L230 69V67L234 66V67H232V69H234V68L236 69L234 74L239 75V72L236 73V71L239 69L238 66H235L237 64V62L235 61L236 59H234V57H231V56H229V59H227L228 57L226 58ZM249 56H250V53H249ZM90 57L94 61L95 59H93V57H96V56H94V54H93ZM90 57H88V58L91 59ZM254 57H256L255 60L253 59ZM254 57H252V61L251 62L256 61L257 58H258V55L256 54V56H254ZM262 57H264V56H262ZM230 58H232V59H230ZM247 58H248V56H247ZM249 58H248V60L251 59V58L250 59ZM89 59H88V61H89ZM97 59L99 60V58L96 57V61H97ZM223 59H224V62H223ZM225 59H227V60L225 61ZM242 59L240 60L241 63H242V61L245 60V59L244 60H242ZM101 60H99L100 64H102ZM109 60H108V62H109ZM233 60L235 62L231 63V65L228 66L229 63H227V61L230 62V61H233ZM248 60L246 59L242 63L243 66L246 65V62ZM262 61H264V58H262ZM262 61H260L259 65L264 64V63H261ZM257 62H259V61H257ZM90 63H92V61L89 62V64H87V66H89ZM96 63H99V62H96ZM211 63H210V65H212ZM215 63H214V66H215ZM234 63H236V64L233 65ZM83 64H85V65H83ZM252 64H254V63H252ZM78 65H77V68H78ZM91 65H92V67L95 66V68L97 66L96 69L101 67V66H99L97 64L96 65L95 64L94 65L91 64ZM249 66H251V65H249ZM249 66L246 67V68L249 69L250 68ZM210 68L213 69V66L210 67ZM223 68H222V70H224ZM252 68H255V67L253 66ZM66 69H67V67H66ZM232 69H230V70L232 71ZM240 69H244V68H242V66H241ZM240 69H239V71H240ZM262 69H264V68H262ZM74 70H76V68ZM77 70H79V68ZM91 70H94V68L91 69ZM91 70L89 72H91ZM98 70H101V69H98ZM216 70H217V68H216ZM251 70H250V72H251ZM113 71L117 72L116 70H113ZM124 71H122V72L125 73ZM244 71L248 72V70H246V69H244ZM259 72H261V71H259ZM92 73L94 74V72L92 71L90 73L92 77L88 76V77L91 78L90 80H92V78H93ZM123 73H121V74H123ZM223 73H225V72H223ZM231 73H233V72H231ZM251 73H253V72H251ZM72 74H73V72H72ZM97 74L98 73H96V75ZM118 74H119V71H118ZM127 74L125 75V77L127 76ZM73 75H74L73 76L74 79L78 77V76H75L76 74H73ZM109 75H110V77H109ZM109 75H108V77L110 79H112L111 77H113V76L110 73H109ZM195 76H198V75L195 74ZM210 76H213V75H210ZM243 76L244 77H242L241 79L245 78V75H243ZM247 76H248V78H250V76H251V78H250L251 80H252V78L254 79L255 76H256L255 78L258 77L256 74H255V76L253 75V77H252V75H247ZM262 76H264V75H262ZM68 77H70V75ZM83 77L81 76L80 78H83ZM129 77L131 78V76H129ZM191 78H192V76H191ZM78 79H76V80H78ZM83 79H85L84 81H86L85 77ZM231 79H233V78H231ZM239 79H240V75H239L237 80L241 81ZM79 80H81V79H79ZM79 80H78V82H79ZM130 80L131 79H129V81ZM82 81L83 80H81V82ZM87 81H89V80L87 79ZM109 81H111V80H109ZM230 81H232V80H230ZM243 81H241V82H243ZM253 81L250 82V81L247 80L246 82H250V84H251V83H253ZM257 81L258 80H256L255 82L257 83ZM233 82H235V81H233ZM259 82H262L259 85L264 84V80L259 81ZM72 83H73V81H72ZM123 84H125V82ZM133 84H135V82ZM234 84H232V85H234ZM240 84L241 83H239V86H240ZM248 84L246 83V85H243V86H245V90L246 91L242 88L243 91H245V94L247 92V88L249 89V88L252 87V86L246 87ZM253 84H255V83H253ZM189 85H188V87H190ZM255 85H258V84H255ZM120 86H122V85H120ZM235 86L237 87V88L235 87L236 89L240 88L237 85H235ZM262 86H264V85H262ZM136 87L137 86H134L133 88L135 89ZM116 88H118V86H116ZM191 88H192V90H194L193 87H191ZM256 88H253V89H255V91H256ZM258 89H260V88L258 87ZM186 90H188V89H186ZM230 90H231L230 92L233 91L232 87H231ZM122 91H124V90H122ZM160 91H162V93H163V95L165 97H168V96L170 97V98L168 97V101H165L166 103H168V105L167 104L165 105V102H163L164 106H165V107L163 106V108H161L159 105H157L158 103L160 105H162V103L160 102L161 99L163 98V96H161L162 94L160 95V97H158V94H159ZM181 91H183V90H181ZM189 91H191V90H189ZM243 91L241 90L240 92H243ZM233 92H235V91H233ZM233 92H232V94H233ZM248 92L251 93L252 91L248 90ZM256 93L258 94L259 92H256ZM141 95H142V92H141ZM179 95H181V94H179ZM182 95H184V94H182ZM241 95H242V93L238 94V96H241ZM249 95H251V94H249ZM249 95L247 93L248 97H249ZM186 96H184V97H186ZM229 96H230V94H229ZM259 96H260V94H259ZM116 97L118 98V96H116ZM244 97H246V95L244 96V94H243L242 99H240V103H242L241 101L243 100ZM255 97L257 98L258 96H255ZM260 97L262 98V95ZM158 98H161V99L158 100ZM237 98L238 99H236V100H239V97H237ZM124 99H126V98H124ZM180 99H183V97L180 98ZM262 99H264V98H262ZM162 100H164V99H162ZM165 100H167V99L165 98ZM231 100H233V99H231ZM258 100H259V97L257 99L256 105L258 104ZM184 101H186V100H184ZM189 102H190V100H189ZM236 102H238V101H236ZM245 102H246L245 105H248L247 104L248 102L247 101H245ZM252 102H253L252 103L253 105L249 101V103L252 105V107L256 106L254 104L255 100L252 101ZM178 103H179V101H178ZM102 104H103V102H102ZM129 104H131V103H129ZM175 104H177V103H175ZM236 104H234V105H236ZM262 104H264V101H262ZM262 104H260V105H262ZM242 105H244V103ZM104 106H106L105 103L103 104L102 108ZM127 106H129V105H127ZM157 106H159L160 108H158ZM173 106H175V105H173ZM142 107H144V108H142ZM110 108H112V107L109 104L108 107H107L108 111H110ZM114 108H115V106H114ZM114 108H113V110H114ZM155 109L157 110L156 113L159 114L158 117H161V118L157 119V116H155L156 115ZM160 109H164V110H162V112H161ZM169 109H167L166 111H169ZM6 110L9 113H11V109L10 108H9L10 111L8 110V108ZM103 110H104V108L102 109L101 113H103ZM105 110H106V108H105ZM113 110L111 109V111H113ZM177 110H179V108ZM166 111L164 113H162L163 116L165 115ZM257 111L259 112L260 110H257ZM4 112H5V110H4ZM9 113L7 114V112H6V115H10ZM170 113L171 112H169V114L167 113L168 114L167 115L168 118H169ZM174 113H176V112H174ZM98 114L95 115V117L98 118ZM260 114L264 115V113H261V112H260ZM146 115H147V113H146ZM100 117L101 116H99V118ZM104 117H103V119H106ZM170 117H172V116L170 115ZM97 118H96V120H97ZM245 118H246V116H245ZM249 118H251V117H249ZM99 120H102V119H99ZM99 120H98V123H100ZM244 120H241V121L245 122ZM258 120H259V118H258ZM106 121L102 120V122H105V123H106ZM241 121H240V123H241ZM165 122L167 123V121H165ZM140 123H142V122H140ZM225 123H223V124H225ZM167 124H170V123H167ZM261 124L262 123L259 122L258 125H261ZM161 125L154 126L155 128H153V127L152 128L156 129L157 127H159L158 129H160L162 127ZM163 125H165V124H163ZM226 125H228V124H226ZM234 125H235V123H234ZM254 125H255V123L253 124V126ZM255 126L257 127V124ZM220 127H221V125H220ZM256 127H254V132H255ZM200 128H201V126H200ZM222 128L223 127L219 128V129H221V130L226 129V127H224L223 129ZM232 128L234 130H236L235 129L236 127L234 128V126H232ZM251 128H253V127H251ZM261 128H264V126H261ZM214 129H216V128H214ZM233 129H231L230 131H232ZM208 130H209V128H208ZM148 131L150 133L151 130H148ZM156 131H158V130H156ZM156 131H152V132H156ZM241 131L242 132H240V133H244L243 130H241ZM167 132H168V130H167ZM196 132H198V131H196ZM213 132H214V130H213ZM218 132H220V131H218ZM247 132H248V130H247ZM169 133H171V132H169ZM204 133H206V131H204ZM261 133H264V132H262V130H261ZM112 134L110 135L111 137L113 136ZM150 134H148V136H151ZM153 134L156 135V133H153ZM184 134H182V135H184ZM211 134H212V130H211ZM221 134L223 135L225 133L221 132ZM146 135H147V133H146ZM155 135H153L152 137H154ZM158 135H156V137ZM162 135H165V134H162ZM235 135H234V137H237V139H238V136H235ZM167 136H170V135H168V133H167ZM186 136H188V135H186ZM199 136H201V135H199ZM111 137H110V139H111ZM115 137H117V136H115ZM127 137H126V139H127ZM142 137H144V136H142ZM152 137H149V139H152V140L156 139L155 143L157 142V140L160 141V139H161V138L158 139V137L153 139ZM208 137H209L210 140L214 138L213 140L216 141V138H215L216 135L213 138L212 137L210 138V136H208ZM140 138H141V136H140ZM144 138H145V141L147 143L148 137L147 138L144 137ZM163 138H165V137H163ZM205 138H207V137H205ZM253 138H257V137L254 136ZM262 138H264V137H262ZM122 139H124V138H122ZM129 139H131V138H129ZM181 139H179V140L177 139L175 141H181ZM204 139H203V142H204ZM114 140H115V138H113V140H111L110 142H112ZM170 140H168L169 143H170ZM182 140L185 141L184 138ZM194 140L195 139H193V141ZM200 140H201V138H200ZM205 140H207V139H205ZM210 140H209V142L212 141V140L211 141ZM115 141H117V140H115ZM126 141L124 140V142H126ZM135 141H137L136 138H135ZM135 141L133 140L132 143L134 144ZM237 141L238 140H236V144H237ZM260 141H262V139L259 140L257 142V144ZM110 142H108V143H110ZM148 142L150 143L151 141H148ZM225 142H226V140H225ZM116 143H118V142H116ZM116 143H114V144L116 145ZM139 143L143 144V142H141L140 139H139ZM139 143H136V145L139 144ZM172 143L169 146L170 149H171ZM177 143L178 142H175L174 144L177 145ZM189 143L187 142L186 144H189ZM206 143H208V141ZM142 144H140V145H142ZM184 144H185V142H184ZM229 144H231V148H232L233 143H229ZM251 144H253V143H251ZM122 145H124V144H122ZM122 145L118 146V148H121V149L125 148V146H122ZM181 145H183V144L181 143ZM181 145H177L176 148H178V146H181ZM190 145L193 146V144H190ZM205 145H206V148H208V144H205ZM216 145H217V143H216ZM221 145L222 144L220 143V146ZM98 146H96L95 149L98 150ZM127 146H126V148H127ZM129 146H130V148H129ZM129 146H128L129 149L127 148V150L130 151L133 148V145H129ZM131 146H132V148H131ZM195 146H196V144H195ZM195 146H194V148H195ZM198 146L199 145L197 144L195 149H197ZM210 146H213V145H209V148H210ZM226 146H225V148H226ZM149 147H151V146H149ZM0 148H1V146H0ZM2 148H4V146H2ZM142 148H143V146H142ZM161 148H162V145H161ZM176 148L171 149V150H175ZM186 148H191V146L187 145ZM201 148H202V146H201ZM217 148H218V146H217ZM222 148H223V145H222ZM237 148L240 149L241 146L238 145ZM248 148H249V146H248ZM248 148H247V150H250ZM252 148H254V146H252ZM100 149L102 150L101 146H100ZM104 149H106V148H104ZM115 149L116 150H112V153L114 152L115 156H111V157H115L116 158V155H119V154H116L117 148H115ZM125 149H122L121 150L122 152L118 151L117 153H120L122 155L123 154V150H125ZM260 149H262V148H260ZM162 150H164V149L162 148ZM183 150H185V149H183ZM189 150H191V149H189ZM202 150L204 152L205 148L201 149V151ZM212 150H213V148L211 149V151ZM227 150H230V148H227ZM3 151H6V150L3 149ZM10 151H9V153L13 152V151H11V152ZM131 151H132V152H130L131 154L134 151H136V152H134V155H136L135 153H139L138 149H136V150L133 149ZM220 151H221V149H220ZM220 151H219V153H216V156L220 155ZM252 151H254V150H252ZM262 151H264V150H262ZM141 152H143V150ZM166 152H169V153H167V154H169L168 155V157H169L170 153H171L170 150H168ZM172 152H174V151H172ZM225 152H227V151H225ZM235 152L233 153L234 155L232 154L233 156H235V158H236V155L237 156H239V155L243 156V153H244L243 151H242L243 152L242 154H240V152H238V153H235ZM100 153H102V152H100ZM105 153H106V151H105ZM107 153H108V151H107ZM130 153H127V154H130ZM163 153L165 154V152H163ZM183 153L186 154V153H189V152L186 149V152H183ZM227 153H229V152H227ZM109 154H111V152ZM124 154H126V153L124 152ZM150 154H152V153L150 152ZM174 154L172 153V155H174ZM184 154H183V156H186ZM206 154H204V155H206ZM130 155H128V156H130ZM134 155H132L130 157H133ZM158 155L160 157L159 153H158ZM188 155H190V154H188ZM3 156H5V155H3ZM104 156H106V154ZM178 156L179 155H177V158H178ZM183 156H181V157H183ZM241 156H240L239 159L242 161L243 158L241 159ZM244 156H246V155H244ZM7 157H8V155H7ZM106 157H104V158L106 159ZM118 157H120V156H118ZM124 157H125V155H124ZM141 157H143V156H139V158H141ZM147 157L145 156V158L144 157L143 158L146 160ZM151 157H155V156L151 155ZM151 157L149 156V159H150L149 161H148V158H147L148 163H150L151 161L155 162L158 159L157 156L154 159L153 158L151 159ZM162 157H165V155H163ZM168 157L166 158V160L168 159ZM203 157L205 158V159H203L204 161L209 160V159H207L208 156L207 157L203 156ZM211 157H213V155ZM221 157H223V156H221ZM135 158H138V156H136ZM183 158L186 161L187 160L190 161V159L192 160L191 157H190V159H186L187 157L186 158L183 157ZM122 159H124V158H122ZM133 159L134 158H132V161H130L132 164H133ZM170 159L172 160V158H170ZM193 159H195V157H193ZM201 159L202 158H199V160H201ZM211 159L213 161V159H215V158H211ZM211 159H210V161H207V162H212ZM222 159H224V158H222ZM222 159H221V161H222ZM108 160H109V158H108ZM110 160H114V159L112 158ZM139 160H141V159H139ZM159 160H160V158L155 163H159L160 162ZM174 160L177 161L178 159H175V157H174ZM197 160H198V158H197ZM217 160L218 159H216V161ZM134 161L136 162V159H134ZM224 161H226V160H223L222 163L225 165ZM111 162H113V161H111ZM116 162H119V163H117V165H115V167L108 166V168H107L108 169V171H107L108 172V175H107L108 176V178H107L108 182H107V179H106V182L108 183V189H106V188L104 189L103 186H102L103 184L101 185L100 180L98 181L100 183L101 187L105 191L108 190L107 193H108L109 196L107 194H106L107 196L104 195L105 199L107 197L111 196L112 199L114 200L115 204L117 205V206L115 205L116 208H112V210L114 209L113 212L110 213V209H108L109 212L105 211V213L107 212V213L110 214L109 217H108V230H106V229L102 230L103 232L104 231L108 232V248L106 246H103V247H106L107 250H108V254L106 252H105V254H107V255L104 254L105 256H108V258L107 257L104 258V259H106L108 261V264H264V184H262L264 182L261 181L262 182L261 184L260 183L254 184L255 182H253L251 184L252 185L254 184V186L251 187V185L249 184L250 181H248L247 179L246 180L249 182L248 186H246L247 181H246V183H244V182H242L243 181L242 179L240 181V179H239L240 177L239 178H237L238 176L235 177L236 179L239 180V181H236V182H239L238 186H240V188L241 187H243V188L244 187H248V188L251 187L249 189H238V186H237L236 182H234V185L236 184L237 188H234L232 183H233V181L235 179H233V178H230V179H233V181L231 180L232 183H231V181L227 180V186H225L226 182L225 183L221 182L224 185H222L220 182H219L220 184L217 183L215 185L213 183L214 185H212V181L211 182L208 181V182L205 183V180L207 179V178H205L207 176V175H205V173H207L204 170L205 168L204 167H203L204 169L203 168H201V169L197 168V166H200V167L202 166L201 164H203V161H202L201 164H200V162L197 163V161H196L197 164L194 163V166H196L194 169H193V166H191L192 168L190 167V170L186 169L187 171H190L189 174H188L187 171H184L185 169H183V171H182V169L180 170L183 173H185V172L187 173V175H186L187 178L185 177L186 178V181H185L186 183L182 181L183 183H185L183 186H182V184H178L177 185L176 181H174V180L172 181V183L175 182L174 184H176V185L172 184V185L166 186L170 181L167 182L166 185H161V184H164V182L167 181L166 178H168V175H170L171 173L173 174L174 170L176 171V168L174 169L172 167L173 166L172 161H170L171 162V164H170L171 168L170 169H172L173 171H171V170H169L170 172L168 171L167 177L165 178V180H163V183L161 181L162 180V176H165L166 175L165 173H167V172H163L165 175H163V173H158L159 171L157 169L158 168L159 169L163 168V167H157V166H160L161 162L157 166H154V169H153V167H151L152 166L151 164H153L152 162L149 164V166L147 164V167H146V164H144L145 162L142 161V160H141V162H143L144 166H143L142 163H141L142 166L139 163L135 167V162H134L133 165L129 162L130 165H132L130 167L134 166L136 170L132 169L130 167L128 168L129 164H126V162H124V163L126 165H128V166H125V167L123 166L124 163H122L121 161L116 160ZM162 162H164V160H162ZM191 162L193 163V161H191ZM175 163H177V162H175ZM178 163H180V160H179ZM187 163H185L184 167L187 166ZM217 163H219V162H217ZM164 164H165V162H164ZM166 164L168 166V162ZM198 164H200V165H198ZM205 164L207 165V163H205ZM190 165H192V164H190ZM206 165H205V167H206ZM214 165H216V163ZM112 166H114V164ZM161 166H162V164H161ZM230 166H232V165H230ZM239 166H241V165H239ZM155 167H157L156 170H155ZM164 167H166V166H164ZM224 167H223V169H225ZM103 168H99V170H97V171L101 170V172H102ZM208 168H210V166ZM217 168L218 169L222 168V164L220 165V167H217ZM228 168L230 169L232 167H228ZM237 168H239V167H237ZM104 169H103V171L106 170V169L105 170ZM162 170H165V169H162ZM235 170H237V169H235ZM206 171H207V167H206ZM213 171L216 172L218 170H214L213 169ZM101 172H100V174H101ZM176 172L178 173V171H176ZM218 172H220V171H218ZM237 173H240V172H238V170H237ZM100 174H98V175H100ZM135 174L137 176L140 175V177L138 176L139 178H137V176ZM220 174H222V172H220ZM55 175H53L54 178H55ZM105 175H106V173H105ZM152 175H154L155 178H156V176L158 177L157 181H154V180H153L154 182L151 181L150 178H151ZM174 175H177V174H174ZM174 175H172V176H174ZM181 175L183 177L184 174H181ZM211 175H212V173H211ZM243 175H246V174H243ZM248 175H246V176H248ZM92 176H93V178H92L93 180L95 179V177L98 178L97 175H95V176L92 175ZM134 176L137 179V181H135L133 179ZM214 176L212 175V177H214ZM259 176H262V175L260 174ZM102 177H103V174H102ZM225 177H229V176H225ZM54 178H52L53 179L52 181H54ZM246 178H248V177H246ZM71 179H73V177ZM257 179H258V177H257ZM260 179H262V178H260ZM65 180H66V178L64 179V181ZM75 180H76V178H75ZM104 180H105V178H104ZM249 180H251V179H249ZM252 180H251V182H252ZM62 181H63V179H61L60 182L62 183ZM222 181H224V180H222ZM228 181L230 182L231 185L228 183ZM106 182L105 183L103 182L105 186H106ZM160 182H161V184H160ZM178 182H180V181H178ZM72 183H74V182H72ZM208 183H211V185H208ZM93 184H94V181H93ZM169 184H171V182ZM96 185H97V183H96ZM242 185H244V186H242ZM65 186H67V185H65ZM177 186H182V187L181 188H179V187L177 188ZM47 189H48V187H47ZM95 189H97V188H95ZM236 189H237V191H235V192L238 193V194H239L238 190L241 191V193H242L243 190H247L248 196H249V194L251 196L248 197V198H244V197H242V195L238 196V194L237 195L234 194L235 193L234 190H236ZM231 192H233L234 195L233 194L229 195ZM101 193H102V191H101ZM244 195H245V192H244ZM246 197H247V195H246ZM90 198H92V197H90ZM108 200H110V199H108ZM110 201H112V200H110ZM89 203H91V202H89ZM107 204H109V202ZM108 208H110V207H108ZM86 212H88V211H86ZM88 214L90 215L89 212H88ZM5 216L7 217V215H4V217ZM69 216H70V214H69ZM65 219H67V218H65ZM70 219L72 220V218H70ZM105 227H107V226H105ZM63 230H65V229H63ZM73 230H74V228H73ZM100 230H101V228H100ZM98 232H96V233H98ZM69 234L70 233H68V235ZM72 235L76 236L77 233H75V234L72 233ZM72 235H70V236H72ZM95 235H97V234H95ZM80 236H82V235H80ZM76 238L80 239L81 237H79L77 235ZM47 240H45V241L48 242ZM93 240H95V237L93 238ZM46 242H44V243L46 244ZM85 242L87 244L89 243L87 241H85ZM97 242H98V240H97ZM86 243H84V244H86ZM106 243H104V244H106ZM34 244H33V246H34ZM95 244H97V243H95ZM98 244H99V242H98ZM83 246H85V245H83ZM101 246H98V248L102 249V248H100ZM48 247H45V248H48ZM95 248H97V247L95 246L94 249ZM99 249L97 250V252L100 251ZM95 251H96V249H95ZM103 253H104V251H103ZM94 254H95L94 256H96V252ZM98 255L102 256L100 253ZM31 256L33 258L36 257L34 255H31ZM32 257H29V259H31ZM40 258H42V257H40ZM37 259H38V261L40 260L39 257ZM33 260H35V259H33ZM97 260L99 261V259H97ZM97 260H94V261H97ZM24 263L25 262L23 260V262L20 263V264H24ZM41 264H42V262H41Z\"/></svg>",
    "mask_w": 264,
    "mask_h": 264
},
{
    "label": "built area",
    "instance_id": "built-area-1",
    "mask_svg": "<svg viewBox=\"0 0 264 264\" xmlns=\"http://www.w3.org/2000/svg\"><path fill=\"white\" fill-rule=\"evenodd\" d=\"M4 2L6 4L9 5H13V4H17L19 2H24V0H4ZM59 31L62 32L63 31V27L59 28ZM62 36V34H56V35H52L47 33L44 29H38L36 31V39L38 42H46V43H52L55 41L56 38Z\"/></svg>",
    "mask_w": 264,
    "mask_h": 264
}]
</instances>
